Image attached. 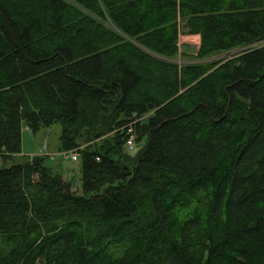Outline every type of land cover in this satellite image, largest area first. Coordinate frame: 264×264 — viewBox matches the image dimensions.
I'll return each instance as SVG.
<instances>
[{"label":"trees","instance_id":"trees-1","mask_svg":"<svg viewBox=\"0 0 264 264\" xmlns=\"http://www.w3.org/2000/svg\"><path fill=\"white\" fill-rule=\"evenodd\" d=\"M263 43L264 0H0V264H264Z\"/></svg>","mask_w":264,"mask_h":264},{"label":"rangeland","instance_id":"rangeland-1","mask_svg":"<svg viewBox=\"0 0 264 264\" xmlns=\"http://www.w3.org/2000/svg\"><path fill=\"white\" fill-rule=\"evenodd\" d=\"M185 26L181 27L182 36L179 43L180 53L186 59H177L178 63L185 64H197L201 63L195 60L198 50L201 47V40L198 38L191 37L185 34ZM186 28V27H185ZM260 46H264L260 44ZM247 51L237 50L227 54L216 55L210 59L202 61V63H215L230 60L239 56L241 53ZM180 55V58L182 56ZM61 126L55 125L50 129H42L37 135L31 133L27 127H24L23 131V154L25 156L34 155H46L50 157L51 163L53 165H62L64 172L69 177H75L78 185H81V164L80 161L73 163L72 159L66 160L61 156L60 149V136H61ZM72 156V155H70ZM121 253V249H117L113 254L117 255Z\"/></svg>","mask_w":264,"mask_h":264},{"label":"built area","instance_id":"built-area-1","mask_svg":"<svg viewBox=\"0 0 264 264\" xmlns=\"http://www.w3.org/2000/svg\"><path fill=\"white\" fill-rule=\"evenodd\" d=\"M127 146L129 147V149L131 150V151H134L135 150V140H134V137L133 136H131V138L128 140V142H127ZM61 156L64 158V159H68V157H69V154L68 153H65V154H61ZM77 155H73L72 156V159H73V161H77Z\"/></svg>","mask_w":264,"mask_h":264},{"label":"bare ground","instance_id":"bare-ground-1","mask_svg":"<svg viewBox=\"0 0 264 264\" xmlns=\"http://www.w3.org/2000/svg\"><path fill=\"white\" fill-rule=\"evenodd\" d=\"M78 154V153H77Z\"/></svg>","mask_w":264,"mask_h":264}]
</instances>
